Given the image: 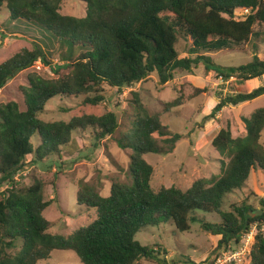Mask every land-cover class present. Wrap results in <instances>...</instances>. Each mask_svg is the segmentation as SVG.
Listing matches in <instances>:
<instances>
[{
    "label": "trees",
    "instance_id": "trees-1",
    "mask_svg": "<svg viewBox=\"0 0 264 264\" xmlns=\"http://www.w3.org/2000/svg\"><path fill=\"white\" fill-rule=\"evenodd\" d=\"M81 1L87 6L85 17L63 14V0H0V14L7 11L8 21H23L49 34L51 41L66 51L59 57L63 63L58 64L49 60L40 46L23 48L0 61V90L38 61L57 75L70 70L56 79L32 72L17 99L10 97L0 103V184H8L0 192V264H39L50 259L54 250H73L82 264H138L144 257L166 263L136 235L169 222L178 231L188 232L191 223L199 220V211L221 216L220 222L200 220L204 231L221 236L218 248L239 244L257 223L251 264H264V206L255 209L243 203L233 210L223 209L227 195L241 189L254 170L264 174V106L243 118L245 135L235 136L228 126L213 138L212 145L225 157L220 175L198 178L186 190L163 186L156 191L152 186L155 169L145 155L171 153L182 136L164 125V112L206 93L207 87L194 86L187 97L179 95L164 103L165 111L155 113L145 106L142 94L132 90L136 110L133 129L130 136L118 141L121 149L132 150L131 182L113 180L106 195L81 182L78 204L95 209L97 217L71 235L51 232L52 223L44 211L52 200L45 199L44 181L36 179L30 185L17 182V171L30 156L31 161L39 162L60 155L77 130L92 127L97 130L95 137L102 140L116 134L120 123L116 111L75 116L68 122L44 121L40 114L50 99L85 96V104L97 106L104 101L105 85L132 89L156 74L158 84L165 86L179 74H193L201 63L223 81L244 83L264 77V56L258 53L256 41L253 60L247 64L221 67L208 53L231 42L264 41V0ZM182 33L192 44L183 56L177 49ZM260 96H264V84L248 92L220 95L209 116ZM36 134L37 147L33 142ZM156 134L164 137L162 142ZM257 210L262 214L253 216Z\"/></svg>",
    "mask_w": 264,
    "mask_h": 264
},
{
    "label": "rangeland",
    "instance_id": "rangeland-1",
    "mask_svg": "<svg viewBox=\"0 0 264 264\" xmlns=\"http://www.w3.org/2000/svg\"><path fill=\"white\" fill-rule=\"evenodd\" d=\"M87 6L81 0H63L62 13L76 17H85ZM7 11L0 14V61L4 62L23 48L30 50L42 47L49 60L53 63H63L59 57L66 51L58 42L53 43L49 34L23 22H10ZM259 29V26H256ZM50 38H49V37ZM257 42L258 53L264 56L263 39L254 38L248 43L238 45L229 43L228 47L219 51L208 52L216 65L231 67L247 64L253 60V43ZM191 39L180 34L177 49L181 56L186 55L191 47ZM244 49V50H243ZM64 53V54H65ZM37 72L45 78H59L70 70L65 69L59 75L54 74L49 66L36 63L32 68L18 74L0 90V103L10 97L16 98L21 86H28V75ZM253 79L242 85L236 81H223L216 73L207 72L203 63L193 71V74L182 73L169 84H158V77L153 74L147 81L137 84L134 88L118 90L104 86V101L97 106L85 104V96L64 98L57 96L48 101L45 110L40 114L44 121H70L75 116L84 114L103 115L108 111H116L120 127L112 137L98 140L97 130L89 127L73 133V140L63 147L60 155H52L35 162L30 156L16 175V181L30 185L36 179L45 183V199L52 200L44 211V216L52 223L51 232L71 235L80 226L89 225L96 217L95 209L87 210L78 204L77 191L81 182L89 183L106 195L110 191L113 180L131 182L129 174V155L131 149L123 150L118 141L131 135L136 113L132 102L131 91H139L145 106L151 113L165 111L166 102H171L177 96L187 97L192 87H207L206 93L194 98L182 106L164 112L162 121L173 133L181 134L171 153L149 152L145 159L154 166L155 173L152 186L157 191L161 187L177 186L184 190L189 188L198 178H210L220 175L225 157L212 145L213 138L222 128L230 126L235 134L246 133L243 118L264 106V96H260L245 104L223 108L220 119L209 116L220 101V95L253 90L264 84V77ZM261 81V83H260ZM211 87V88H210ZM213 88V89H212ZM242 90V91H241ZM216 92L221 93L218 95ZM209 116V117H208ZM208 117V118H207ZM210 121V122H209ZM264 134V133H263ZM162 142L164 137L155 135ZM264 140V136H263ZM35 147L39 145V136L33 137ZM0 184V192L7 187ZM247 203L255 209L264 206V174L254 170L241 189L227 195L223 205L224 210H233L235 205ZM199 220L191 223V230L180 232L174 223L169 222L155 227H147L136 235L142 244L155 250L162 263L154 259L142 258L138 264H214L215 257L221 248L218 242L221 236L212 235L203 230L200 220L209 222L222 221L218 213H196ZM252 215H255L252 214ZM264 229V226L262 227ZM234 245V243H231ZM39 264H82L73 250H54L51 258Z\"/></svg>",
    "mask_w": 264,
    "mask_h": 264
},
{
    "label": "built area",
    "instance_id": "built-area-1",
    "mask_svg": "<svg viewBox=\"0 0 264 264\" xmlns=\"http://www.w3.org/2000/svg\"><path fill=\"white\" fill-rule=\"evenodd\" d=\"M248 10H246L247 12ZM38 63H42L38 61ZM264 231V229H262ZM258 232L257 223L253 224L250 230L244 234L242 240L236 245H225L219 250L215 257L214 264H251V255Z\"/></svg>",
    "mask_w": 264,
    "mask_h": 264
},
{
    "label": "crops",
    "instance_id": "crops-1",
    "mask_svg": "<svg viewBox=\"0 0 264 264\" xmlns=\"http://www.w3.org/2000/svg\"><path fill=\"white\" fill-rule=\"evenodd\" d=\"M259 80H261V79H259ZM250 81V80H249ZM229 82V81H228ZM248 81H246V82H244V83H241L242 85H244L245 83H247ZM260 83H261V81H260ZM262 84V83H261ZM211 88V87H210ZM213 89V88H212ZM255 89V88H254ZM242 91V90H241ZM249 90H245L244 92H248ZM251 91V90H250ZM250 102V101H249ZM245 103H247V102H245ZM245 103H243V104H245ZM225 108H229V107H225ZM221 112H223V110H221L220 111V115H217L213 120H215L214 122H215V124H216V122L218 121V119H220V116H221ZM210 122V121H209ZM216 127L218 128V129H220L218 126H217V124H216ZM233 131V130H232ZM233 133H234V135L235 136H238V135H241V134H235V132L233 131ZM246 134V133H245ZM244 134V135H245Z\"/></svg>",
    "mask_w": 264,
    "mask_h": 264
},
{
    "label": "water",
    "instance_id": "water-1",
    "mask_svg": "<svg viewBox=\"0 0 264 264\" xmlns=\"http://www.w3.org/2000/svg\"><path fill=\"white\" fill-rule=\"evenodd\" d=\"M262 212H263L262 210H257V211L254 212V213H255V215H260V214H262ZM254 213H253V214H254ZM255 215H253V216H255Z\"/></svg>",
    "mask_w": 264,
    "mask_h": 264
}]
</instances>
